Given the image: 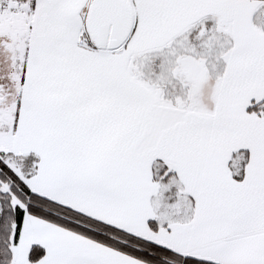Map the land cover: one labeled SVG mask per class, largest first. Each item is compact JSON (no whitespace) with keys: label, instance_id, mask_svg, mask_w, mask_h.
Segmentation results:
<instances>
[{"label":"snow or ice","instance_id":"1","mask_svg":"<svg viewBox=\"0 0 264 264\" xmlns=\"http://www.w3.org/2000/svg\"><path fill=\"white\" fill-rule=\"evenodd\" d=\"M0 264H264V0H0Z\"/></svg>","mask_w":264,"mask_h":264}]
</instances>
